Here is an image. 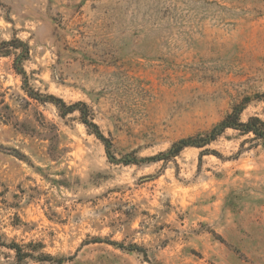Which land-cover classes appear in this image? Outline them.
<instances>
[{"label":"rangeland","instance_id":"374dc122","mask_svg":"<svg viewBox=\"0 0 264 264\" xmlns=\"http://www.w3.org/2000/svg\"><path fill=\"white\" fill-rule=\"evenodd\" d=\"M15 37L29 88L86 103L118 159L167 154L237 106L264 121V0H0V42ZM13 62L0 58V264H264L263 140L229 129L112 163Z\"/></svg>","mask_w":264,"mask_h":264},{"label":"trees","instance_id":"16d2710c","mask_svg":"<svg viewBox=\"0 0 264 264\" xmlns=\"http://www.w3.org/2000/svg\"><path fill=\"white\" fill-rule=\"evenodd\" d=\"M31 49L28 43L13 38L9 41L0 42V58L1 57H14L13 68L15 72L20 75L24 82V89L29 97L40 103H52L56 106L62 118L71 114L79 113L81 123L87 128L90 134L94 135L105 147L109 160L112 163H123L124 165L139 164L143 162H156L163 160V157H176L184 149L189 147L204 148L212 142L216 141L227 130L233 129L241 132L242 134H254L257 139L264 141V121L257 117L250 118L247 122L241 120V115L245 109L243 106H237L233 109L223 121L216 125L206 136H197L187 139H182L175 143L167 154H160L150 158H137L129 160L127 157L117 158L114 151L113 142L107 138L100 130L99 126L95 123L93 113L90 107L83 102L75 104H67L63 99L56 98L55 96H45L39 94L29 88L28 74L25 70V63L30 60ZM14 250L18 257H22L21 249L14 245L8 247ZM134 251V250H132Z\"/></svg>","mask_w":264,"mask_h":264}]
</instances>
